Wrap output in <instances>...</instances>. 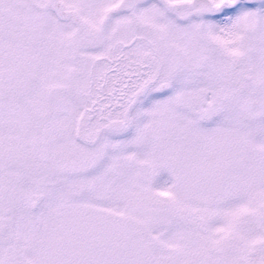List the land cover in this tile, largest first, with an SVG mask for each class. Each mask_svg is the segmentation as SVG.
Returning a JSON list of instances; mask_svg holds the SVG:
<instances>
[{
	"label": "snow or ice",
	"instance_id": "snow-or-ice-1",
	"mask_svg": "<svg viewBox=\"0 0 264 264\" xmlns=\"http://www.w3.org/2000/svg\"><path fill=\"white\" fill-rule=\"evenodd\" d=\"M0 264H264V0H0Z\"/></svg>",
	"mask_w": 264,
	"mask_h": 264
}]
</instances>
